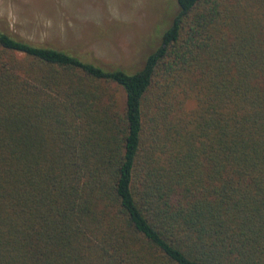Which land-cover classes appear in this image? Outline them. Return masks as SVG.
<instances>
[{
	"label": "trees",
	"instance_id": "1",
	"mask_svg": "<svg viewBox=\"0 0 264 264\" xmlns=\"http://www.w3.org/2000/svg\"><path fill=\"white\" fill-rule=\"evenodd\" d=\"M137 70L0 30V264H264V0H177Z\"/></svg>",
	"mask_w": 264,
	"mask_h": 264
},
{
	"label": "rangeland",
	"instance_id": "2",
	"mask_svg": "<svg viewBox=\"0 0 264 264\" xmlns=\"http://www.w3.org/2000/svg\"><path fill=\"white\" fill-rule=\"evenodd\" d=\"M177 12V0H0V30L133 71L160 46Z\"/></svg>",
	"mask_w": 264,
	"mask_h": 264
}]
</instances>
